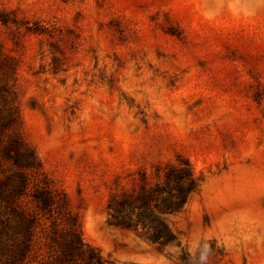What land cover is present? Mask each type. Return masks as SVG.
<instances>
[{
	"label": "rangeland",
	"instance_id": "1",
	"mask_svg": "<svg viewBox=\"0 0 264 264\" xmlns=\"http://www.w3.org/2000/svg\"><path fill=\"white\" fill-rule=\"evenodd\" d=\"M0 110L106 264H264V0H0ZM184 163L171 243L111 223Z\"/></svg>",
	"mask_w": 264,
	"mask_h": 264
},
{
	"label": "trees",
	"instance_id": "2",
	"mask_svg": "<svg viewBox=\"0 0 264 264\" xmlns=\"http://www.w3.org/2000/svg\"><path fill=\"white\" fill-rule=\"evenodd\" d=\"M16 116L14 110H0V264H106L83 241L65 196L14 132ZM143 181L134 194L111 197V223L142 229L153 243L165 246L174 235L164 216L181 212L199 184L188 163L166 167L162 184L148 187Z\"/></svg>",
	"mask_w": 264,
	"mask_h": 264
}]
</instances>
